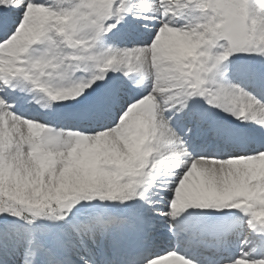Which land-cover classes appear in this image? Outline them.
I'll list each match as a JSON object with an SVG mask.
<instances>
[{
	"label": "snow or ice",
	"instance_id": "1",
	"mask_svg": "<svg viewBox=\"0 0 264 264\" xmlns=\"http://www.w3.org/2000/svg\"><path fill=\"white\" fill-rule=\"evenodd\" d=\"M0 264H264V0H0Z\"/></svg>",
	"mask_w": 264,
	"mask_h": 264
}]
</instances>
